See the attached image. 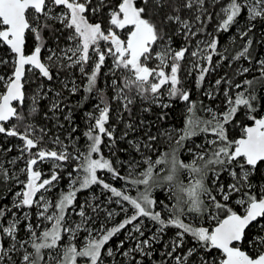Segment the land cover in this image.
Here are the masks:
<instances>
[{
	"label": "snow or ice",
	"instance_id": "6c2138e0",
	"mask_svg": "<svg viewBox=\"0 0 264 264\" xmlns=\"http://www.w3.org/2000/svg\"><path fill=\"white\" fill-rule=\"evenodd\" d=\"M212 2L220 7L215 13L219 20L216 31H228L242 15L248 22L242 36H247L257 22H264V0ZM90 14L106 15L107 26L91 22ZM212 19L213 13L206 6V0H96L95 4L93 0H0V44L9 49L12 64L9 75H0V134L19 137L23 147L17 159L25 154L28 156L25 167L20 169L26 175V182L16 177L24 187L16 193L18 199L13 207L17 210L36 207L39 209L38 219L51 225L43 227L38 235L41 225L27 222L28 239H17L20 218L7 221L6 213L11 210L0 208V264L5 261L15 264L13 253L20 254V264H105L106 258H114L117 253L132 260L133 264H143L136 260L134 254L151 256L153 245L163 238L169 227L177 231L165 244L162 255L174 260L175 264H264V187L254 189L249 179L258 165L264 163V115H256L260 97L254 87L264 84V60L258 61L259 77L234 85L223 78L215 82L217 87L221 83L228 85L224 91L226 110L217 113L211 108L205 109L209 119L195 114V103L190 100L189 92L180 86L181 67L186 59H192L191 68L199 71L198 81L202 83L213 56L227 58L217 51L219 37L207 33V23ZM55 24H59L60 29H55ZM46 30L61 34L55 37L56 46L53 48H47L43 36ZM64 32H67L66 36H63ZM177 33L184 38V45L179 49L173 47V35ZM29 34L36 43L26 54ZM204 34L209 39L197 40ZM61 36L65 40L62 47L59 43ZM248 43L250 45L251 40ZM45 49L48 54L46 59H42ZM248 56V47H244L234 59ZM109 58V74L113 77L111 87L115 90V98L125 102V108L132 103L129 95L132 92L142 100L161 104L162 90H166L170 99L179 98L188 104L185 125L175 139V147L161 152L155 160L149 156L142 162L129 165L127 176H122L112 160L101 152L104 137L115 139L113 131L105 126L110 107L104 103L102 93L101 102L96 106L99 115L86 114L89 125L83 134L87 141L84 152L76 149L71 133L68 139L72 141L75 154L68 151V145L59 136L52 141L59 151L40 148L45 129L26 124L21 132L17 126L40 111V101L47 95L43 86H38L30 97L31 106L25 115L23 109L29 99L25 86L29 83L30 74L36 73L39 78L51 81L54 71L78 69L86 79L83 91L92 94L97 90L98 78ZM152 61L156 62L155 67L149 66ZM0 63L7 64L8 61ZM247 72L249 68H244L243 73ZM64 87L73 95L81 90L74 80L66 81ZM233 89L238 91L233 94ZM207 95L214 98L212 92ZM56 96L59 97L60 93ZM161 106L170 107L169 104ZM241 108L246 110L251 123L242 127L239 138L230 139L227 126L233 123ZM60 109L61 101L54 100L49 112L54 114ZM44 116L47 119L48 112ZM64 119L70 121L71 113ZM13 120L17 123L6 128L5 124ZM37 130L41 133L39 137L34 136ZM75 131L73 128L72 132ZM201 133L213 138L206 139V147L195 154L196 158L191 163H185L179 157V149L186 140ZM162 135L168 142L173 140L171 132ZM149 140L154 143L157 137H149ZM145 147L151 148L152 144ZM33 149L37 151L33 152ZM45 161L53 164L48 178H44L36 167ZM70 161H76L73 168L76 175L68 173L69 189L53 203L45 193L59 182L61 169ZM137 168L142 170L137 172ZM105 170L113 179L124 180L125 187L118 189L101 179L97 173ZM165 171L166 174L161 176ZM181 172H187V183L179 179ZM224 173L231 180L227 186L218 183ZM209 174L212 187L208 184ZM0 177L5 180L12 178L2 163ZM93 185H100L111 193L109 202L115 198L114 202L120 206L124 218L112 227L102 224L98 229L92 228L88 226L92 217L87 216L84 205H81L77 212L80 223L69 226L67 217L69 210L76 211L77 193ZM129 185L136 190L135 196L129 194ZM165 187L171 193V197L165 198L175 199L171 207L163 204L162 210L167 213V218L161 210H156L157 200L153 197L155 189ZM90 207L94 214L103 211L108 220L119 215L99 204ZM129 208L131 215L128 214ZM188 217L203 223L185 222ZM23 219L29 221L28 212L23 213ZM144 219L158 227L151 236L141 239L145 235ZM124 230H127L126 239L135 241L133 248L121 252L124 240L115 251L105 247ZM81 231L85 235L81 246H77L73 241L78 239ZM188 236L194 241V246L183 254L174 255L184 246ZM6 239L10 241L7 245ZM29 246L32 251L28 250ZM213 252L215 256L210 255ZM192 257L197 261H192ZM161 264H166V261Z\"/></svg>",
	"mask_w": 264,
	"mask_h": 264
},
{
	"label": "trees",
	"instance_id": "16d2710c",
	"mask_svg": "<svg viewBox=\"0 0 264 264\" xmlns=\"http://www.w3.org/2000/svg\"><path fill=\"white\" fill-rule=\"evenodd\" d=\"M93 3H96V0H93ZM206 6H208L209 11L213 13V19L207 23V33H211L215 36L219 37V46L217 51L221 53L226 59H221L220 56H213V60L211 63V67L209 72L206 74L205 79L202 83L198 81L199 72L197 71H189L190 70V60L186 59L182 63L181 72H180V80L181 87L187 90L190 94V100L195 103V110L199 112V114L206 119L205 109L213 106L215 103L214 98H210L205 92V88L208 80L217 81L220 79L228 80L233 78L236 74L238 76L234 80L235 83H242L244 80H251L255 77H259L260 73L258 71L259 65L258 61L264 60V22H257L255 28L248 32L247 36H242L241 33L246 31L248 28L247 18L245 16H241L238 18L237 22L231 26L228 31H216L217 24L219 22L215 13L219 12L220 7L217 5H213L212 0H206ZM104 12L107 9L103 10ZM89 19L91 22L96 23L100 22L102 25L107 26V17L106 15H89ZM55 29H60L59 24H55L53 26ZM167 31V30H166ZM59 32L53 31H44L43 36L47 44V48H53L56 46V36H60ZM67 32L63 33V36H66ZM61 36L60 38V46H64L65 40ZM209 39L207 34L201 35L197 37V40H207ZM251 40V44L249 45L248 41ZM196 41H193L195 44ZM35 40L31 34L27 37L26 42V50L28 52L32 51L35 46ZM184 45V38L180 34L173 35V47L179 49ZM244 47H248L249 56L241 57L239 60L234 59L237 53L241 52ZM45 52H42V57L44 59ZM0 61H8L7 64L0 63V75L7 76L11 73L12 64H11V53L9 49L0 44ZM105 67L101 70V74L98 78L97 90L92 94H88L83 91V87L86 84V79L81 76L77 69L72 70H61L59 72L54 71V78L51 81L46 79L39 78L38 74L33 73L29 75V83L26 84V94L27 96L33 95V93L37 90L38 86L42 85L44 90L47 92V95L44 99L40 101L39 108L40 111L32 117H28L23 121V123L18 124V130L23 131L24 126L26 124H32L36 129L43 128L46 131V134L43 137L41 145L43 147L47 146L48 137L54 139L56 136H59L60 139L64 138L65 135L71 133L72 138L76 136L80 137V140L84 141L86 138L84 137V132L88 130L89 120L87 117V113H92L96 116V108L95 105L100 101V94H103L104 103L110 107V120L108 125L110 128H113L114 141L110 140L112 143L111 152L107 149V143L103 142L102 147L105 155L112 158L116 165L117 171L121 173L122 176H127L129 172V165L139 161L141 157H151L153 160L158 158V155L161 152L168 151L172 146H175L174 131H169L168 127L174 126L176 128H183L185 125V119L188 115L187 108L188 104L179 98H169L165 97L164 101L161 104H169L170 107L164 108L161 104L152 103L150 100H142V99H133L132 103L128 105L127 108H123L124 103L117 100H112L114 96V90L111 87H107L106 89L104 85L105 83L112 82L113 77L108 74L105 76ZM216 68V70H214ZM218 68H220L218 70ZM249 68V72L247 73H238L237 70ZM218 70V71H217ZM120 75V74H117ZM76 80L75 83L80 87V91L76 94H71L68 89L64 87V83L66 81ZM212 85V84H211ZM228 85L226 83H222L220 89L224 91V89ZM69 87H71V83H69ZM254 87L257 90V95L260 97V106L256 115H264V84H256ZM50 89V91H48ZM216 87L213 88V91H217ZM164 91V95H167L166 90ZM56 93H60V96L57 97ZM220 93V92H219ZM130 95L133 94L129 93ZM85 97H87L85 99ZM54 100L61 101V109L55 112L54 114L49 112L50 105ZM31 106V101L29 99L26 100L25 107L23 109L25 115L27 116L28 108ZM124 110L123 114H121V121L115 118L119 111ZM48 112V118L46 119L44 113ZM71 113V120H65L64 117ZM238 112L236 116H241ZM244 123L250 124L249 120L242 119ZM141 121H144L145 124L142 125ZM15 124L17 123L13 120ZM243 123V122H242ZM128 124V126H127ZM59 125H62L60 127ZM107 125V126H108ZM113 125V126H112ZM131 125V127H129ZM139 128V126H141ZM66 128L67 130L63 131ZM75 128L76 131L72 132V129ZM229 128V127H228ZM229 129L231 131L236 132V130L231 126ZM39 136L41 133L37 130ZM35 132V133H36ZM162 132H171L173 136V140L168 142L166 137L162 135ZM120 134H126L124 139H119ZM36 135V134H35ZM36 136V137H39ZM155 136L157 137L156 142H151L147 137ZM15 137H8L7 139L0 137V163L3 164L4 168L8 170L9 176L10 170L8 169L9 164L6 161H9L14 155L15 151L10 147L11 139ZM67 139V138H66ZM147 139V140H146ZM138 142V140L144 143L152 144L151 148H141V151H144L143 155H138L137 150H135L134 141ZM132 141V142H130ZM187 145V142H186ZM48 147V146H47ZM86 149V148H85ZM185 158L186 156L183 155ZM130 159L129 163H126ZM142 162V161H141ZM68 163V169L70 170L71 161ZM70 163V164H69ZM68 169H62L60 172L61 175L64 176L65 171H69ZM142 168H137L136 171L139 172ZM24 178V175L21 176ZM250 182L253 186L257 187L256 189L261 188L264 185V163L258 165L255 172L250 176ZM17 179L12 177L11 179H3L0 177V208H7L4 205L9 203V196H11L16 188L14 187V182ZM68 183V179H64L61 182V185L66 188ZM125 183L122 179H114V186L119 188L121 185ZM228 181H226V184ZM208 184L211 187V184L208 180ZM100 185H93L90 189H85L77 193L76 196V214L69 213L67 217V223L69 226H75V224L80 223L81 218L77 215L79 211V207L84 205L87 216L92 217V220L89 222V227L99 228L102 224L105 227H109L115 224H118L122 219V213L114 216L111 220H108L103 211L94 214L91 211L90 205L99 204L102 207H106L109 211H115L120 208L114 201L109 202L110 192H104L100 190ZM165 188H160L155 193V198L157 203L163 201L168 202L165 198ZM173 203L175 204V199L173 198ZM168 204V203H167ZM158 205V204H157ZM157 209V207H156ZM118 213V212H117ZM32 220L35 222V216H33ZM36 223V222H35ZM27 221L23 220L18 225V233L17 236L19 239H25L28 235L26 231ZM130 227V226H129ZM158 225L152 224L149 221L144 220L143 230L145 232L144 237L141 239L148 238L151 236L157 229ZM255 229V225H253V230ZM177 229L169 227L165 230V234L163 238L153 245L151 252L152 255L148 257H142L138 254H134L136 256V260H141L143 264H161L162 261H166V264H175V261L167 258L162 255L165 252V244H167L176 233ZM127 230L122 231L117 236L113 237L112 240L105 246L106 248H112L114 251L116 250V246L120 243L121 240H124L123 249L121 252L126 251L135 246L134 240L126 239ZM85 235L83 231L80 232L77 240L73 241L78 246L82 244V238ZM6 239V245H7ZM67 242V237L65 239ZM194 246V241L190 236L185 238V244L182 248L177 250L176 254H183L190 247ZM170 250V246L169 249ZM210 255L215 256L216 253L213 252ZM192 261H197L196 257L190 258ZM105 264H133V261L129 258L123 257L121 254L117 253L114 258H106ZM198 264V262H197Z\"/></svg>",
	"mask_w": 264,
	"mask_h": 264
},
{
	"label": "rangeland",
	"instance_id": "374dc122",
	"mask_svg": "<svg viewBox=\"0 0 264 264\" xmlns=\"http://www.w3.org/2000/svg\"><path fill=\"white\" fill-rule=\"evenodd\" d=\"M102 47H103V45H102ZM45 57H44V59H46V57H47V49H45ZM189 60H190V66H191V64H192V59L191 58H188ZM155 61H152V62H150V64H149V66L150 67H155ZM111 65V58H109L107 61H106V64H105V76H107L108 74H109V66ZM220 68H218V70H219ZM78 70V69H77ZM214 70H216V68L214 69ZM217 70V71H218ZM190 72L191 71H194L191 67H190V70H189ZM195 71H197V73L199 72L198 70H195ZM79 72V71H78ZM237 72L240 74V73H242L243 72V69H238L237 70ZM117 74H119V73H117ZM238 76V74H236L233 78H230V79H228V80H230L231 82H232V84L234 85V84H237V83H235V79H236V77ZM28 80H29V77H28ZM74 81H76L75 79H74ZM215 82H216V80L215 81H213L212 83H211V80H208V82H207V85H206V88H205V92L206 93H208V92H212L213 94H214V100H215V103L213 104V106H211V107H209V108H211L213 111H215V112H217V113H220V112H223V111H225L226 110V105H225V97H224V91H225V89L228 87H226L225 89H224V91H222V89H220V87H221V85H222V83H221V85L219 86V87H217L216 86V84H215ZM104 83V87L105 88H102V89H106L107 87H111V82L110 83H105V81L103 82ZM241 83V82H240ZM212 84V85H211ZM214 87H216L217 89H219V90H217V91H213V88ZM112 88V87H111ZM113 89V88H112ZM114 90V89H113ZM233 91V94L236 92V91H238V90H236V89H233L232 90ZM220 92V93H219ZM130 95V94H129ZM32 95H30V96H27L29 99H30V97H31ZM115 96H116V93H115V90H114V96H113V99L112 100H119V101H121V102H123V103H125L124 101H122V100H120V99H116L115 98ZM131 96V98H132V101H133V99L135 98V99H139L140 100V98L138 97V96H136V94H135V92H133V94H131L130 95ZM165 97H167V95H163L162 97H161V103L164 101V99H165ZM29 99H28V101H29ZM100 102L101 101H99L96 105H95V108H96V106L98 105V104H100ZM101 106H103V105H101ZM123 108H124V106H123ZM195 111V114L197 115V116H200V117H202L200 114H199V112L198 111H196V110H194ZM123 112H124V110H121V111H119V113L116 115V119L118 120V122H120L121 121V117L122 116H120L121 114H123ZM239 112H242V113H240V115L241 116H236L235 117V120L233 121V123L231 124V125H228L227 127H231V126H233V128L236 130V132H233V131H231V129H229L228 128V135H229V138L230 139H237V138H239V136L241 135V131H242V127L246 124V123H244V121L242 120L243 118H244V120H249L248 119V116L245 114V112H246V110L245 109H243V108H241V110L239 111ZM205 114H206V119H209L210 117L208 116V114L205 112ZM96 116H98L99 115V113H98V111H96V114H95ZM203 118V117H202ZM109 120H110V111H109V119H108V122L106 123V128H108V130L109 131H113V128L111 127L110 128V126L108 125V123H109ZM89 122V121H88ZM243 122V123H242ZM141 123H142V125H144L145 124V122L144 121H141ZM13 124H15V122H13V121H11V122H9V123H7V124H5V127L6 128H8V127H11ZM108 125V126H107ZM142 125L141 126H139V128L140 127H142ZM113 126V125H112ZM127 126H128V124H127ZM168 129H169V131L171 130V132L172 131H174L173 133H174V138H178V135L180 134V130H181V128H176V127H174V126H169L168 127ZM65 130H67L66 128H64L63 129V131H65ZM36 134V135H35ZM162 134H163V132H162ZM172 134V133H171ZM2 136V138H4V139H7L9 136H6L5 134H0V137ZM34 136H39V133H34ZM68 136H69V134H67V135H65V137L64 138H62V139H60L61 141H63L66 145H68V151L69 152H73V148H72V141H74L75 142V147H76V149H78L80 152H84L86 149V146H87V141H86V139L83 141H81L80 140V137L79 136H76L75 138H72V141H70L69 139H68ZM126 137V134H120V136H119V139H124ZM149 137L150 136H148L147 137V139H149ZM49 139H48V142H47V146H45V147H43V145H41V146H39L40 148H46V149H55V150H57V151H59V147L58 146H56V145H54L53 144V139L52 138H50V137H48ZM67 138V139H66ZM213 137H211L210 135H208V136H206V134H203V133H201V134H199V135H197V136H193V137H191L189 140H186L185 142H184V144H183V146L179 149V157H180V159L182 160V161H184L185 163H191L192 162V160L193 159H195L196 157H195V154L198 152V151H201L202 149H204L205 147H206V139H212ZM146 139V140H147ZM110 140L111 139H109L108 137H104V139H103V142H105V143H107L106 144V146L108 147L107 149L111 152V150H112V148H111V146H112V143L110 142ZM175 140V139H174ZM130 142H132V141H130ZM186 142H187V145H186ZM135 143H137L136 144V146H135V150H137V148H139V150H137V153H138V155H143L144 154V151H141V148H146L145 147V145H148V143H146V141L144 142V143H142V141H140V140H138V142H136V140L134 141V145H135ZM0 147H1V145H0ZM10 147L15 151V155L9 160V161H6V163L7 164H9V166H8V169L10 170V174H11V176L12 177H15V179H16V177L18 176V180L19 181H23V182H26V175L24 174V173H22L21 171H20V169H22V168H24L25 167V161L27 160V158H28V156H27V154H25L24 156H23V158H21V159H17L18 157H20V155H21V153H20V150H21V148L23 147V141L19 138V137H15L14 139L12 138L11 139V141H10ZM172 147H175V146H172ZM171 147V148H172ZM170 148V149H171ZM169 149V150H170ZM168 150V151H169ZM190 150V151H189ZM33 152H35V151H37V149H33L32 150ZM101 152L103 153V155L106 157V158H108V159H111L112 160V158H110V157H108L107 155H105V153H104V150H103V147H102V144H101ZM73 154H75L74 152H73ZM183 155L184 156H186L185 158L183 157ZM144 158H146V157H144ZM143 157H141V159H139V161H143V159H144ZM10 161H15V163H10ZM127 162L126 163H129V161H130V159H128V160H126ZM112 162H113V165H114V167L116 168V165H115V163H114V161L112 160ZM137 162V161H136ZM70 164V163H69ZM71 166L72 167H70V170L68 169V163H66L64 166H63V168L62 169H68L69 171H65V173H64V176L63 175H61L62 173L60 172V175H61V179L59 180V182L58 183H56L47 193H45V195H46V197L48 198V200H50V201H52L53 203H55L57 200H58V198L61 196V194L62 193H64V192H66V191H68V189H69V178H68V173L69 172H72L73 173V176H75L76 175V173L75 172H73V168L75 167V164H76V161H71ZM37 168H38V170L39 171H41L43 174H44V178H48V176H49V174L51 173V171L53 170V164H52V162L51 161H45V162H43V163H39L37 166H36ZM158 167H163V166H158ZM61 169V170H62ZM142 170V169H141ZM239 171V170H238ZM166 174V171L165 172H161V176H163V175H165ZM22 175H24V178H21V176ZM97 175L101 178V179H103V180H105V182H107V183H109V184H112L113 186H114V179L112 178V176H111V174L110 173H108L106 170L105 171H100V172H98L97 173ZM64 179H68V183H67V187L66 188H64L62 185H61V182L64 180ZM179 179L181 180V181H183L184 183H187L188 182V179H189V177H188V175H187V172H181V174H180V176H179ZM208 180H209V182H210V184H211V187L213 186L212 185V176H211V174H209V177H208ZM226 181H228V183H230L231 182V180H230V177H228V175H227V173H224V174H222L221 175V177H220V181L218 182V183H223L225 186H227V184H226ZM14 187L16 188V190L14 191V193L11 195V196H9V203L8 204H6V205H4V207H7V209H10L11 211H9V212H7L6 213V220L7 221H11V220H13V219H16L17 217H19L20 218V223L24 220L23 219V213L24 212H28L29 213V221H27V222H31L34 226L35 225H37V224H40L41 225V227L37 230V234L39 235V232L41 231V230H43V227H45V226H48V227H50L51 225L47 222V221H40L39 219H38V217H37V212L39 211V209L38 208H36V207H33V208H31V209H27V208H24V209H22V210H17L15 207H13V204H14V202L15 201H17V196H16V193L17 192H21L22 190H23V187H24V185L22 184V183H19L17 180L14 182ZM115 187V186H114ZM123 187H125V183H123L122 185H121V187H119L118 189H120V188H123ZM254 187V189H256L257 187H255V186H253ZM261 187H264V185L263 186H261ZM117 188V187H116ZM160 188H157V189H155L154 191H153V197L155 198L156 196H155V192L156 191H158ZM100 190H103L104 192H107V190H104L102 187L100 188ZM141 190H142V187H141ZM128 191H129V194H131V195H133V196H135L137 193H136V190L134 189V188H132L130 185L128 186ZM165 195H166V197H171V193L167 190V189H165ZM213 194H215V190H214V193ZM110 195H111V193H110ZM109 195V196H110ZM218 199L220 198L219 196L217 197ZM156 199V198H155ZM113 201H115V198H113ZM167 203L166 202H163V201H161V202H159V203H157L158 205H157V209L156 210H161L162 211V215H164L165 216V218H167V213L166 212H164L162 209H163V204H167L168 205V207H171L174 203H173V198H170V199H167ZM118 205V204H117ZM125 207H128L126 204H125ZM131 208H129V211H128V214L129 215H131ZM115 212H118V213H122L121 211H120V208H118V210L116 209L115 210ZM69 213H71V214H76V211H72V210H69ZM14 214V215H13ZM33 216H35V222H34V220H32V218H33ZM122 217L124 218V213H122ZM144 220H146V221H149V220H147V219H144ZM189 221H191L193 224H197V223H203V221H197L196 220V218H194V217H188V218H186L185 219V222H189ZM150 223H151V225L152 224H154L153 222H151V221H149ZM19 223V224H20ZM6 226V225H5ZM113 226V225H112ZM112 226H109V227H112ZM27 231V230H26ZM17 239H19L18 238V236H17ZM28 239V235L26 236V238L24 239V240H27ZM7 243H10V241H8ZM78 246V245H77ZM29 251H32V249H31V247L29 246V249H28ZM46 252H47V250H46ZM12 260L13 261H15V264H20V260H21V256H20V254L19 253H13L12 254ZM4 264H7V261H5L4 262Z\"/></svg>",
	"mask_w": 264,
	"mask_h": 264
},
{
	"label": "water",
	"instance_id": "95a60500",
	"mask_svg": "<svg viewBox=\"0 0 264 264\" xmlns=\"http://www.w3.org/2000/svg\"><path fill=\"white\" fill-rule=\"evenodd\" d=\"M30 52H31V51H30ZM30 52H28V51L26 50V54H27V53H30ZM42 59H43V57H42ZM10 122H11V121H10ZM8 123H9V122H8Z\"/></svg>",
	"mask_w": 264,
	"mask_h": 264
}]
</instances>
